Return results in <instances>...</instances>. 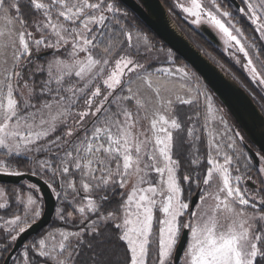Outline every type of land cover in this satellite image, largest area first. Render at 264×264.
<instances>
[{"label":"snow or ice","instance_id":"obj_1","mask_svg":"<svg viewBox=\"0 0 264 264\" xmlns=\"http://www.w3.org/2000/svg\"><path fill=\"white\" fill-rule=\"evenodd\" d=\"M242 3L237 11L264 41V0ZM29 6L35 15L25 20L20 0H0V18L5 21L0 28V150L10 158L0 160V174L22 175L10 170L11 158L45 153L49 158H36L38 171L32 174L51 172L73 196L69 202L73 211L58 209L60 218L71 222L74 212L81 221L95 217L80 231L48 233L32 244L31 250L46 258L36 264H74L84 232L93 234L89 248L111 242L105 235L109 223L125 245L127 264H264V196L241 184L247 177L232 175L234 157L221 149V141L209 132L210 167L203 174L179 172L176 152L185 143L182 134L194 137L196 128L182 127L172 115L174 104L192 105L203 95L212 120L224 123L195 74L186 66L149 71L136 58L149 41L138 36L133 43L131 32L117 50L114 27L120 25L116 15L120 9L115 0H29ZM176 6L193 24L213 29L237 63H241L237 54L242 53L246 58L242 67L264 86L260 50L233 22L232 12L222 10L218 0H177ZM41 53H48L43 62L38 59ZM133 77L156 98L151 114L141 90L131 86ZM153 77L178 84L190 98L176 94L174 100L164 99ZM88 117H94L87 121L91 127ZM81 128L83 135H76ZM198 139L187 142L195 148ZM227 147L235 149V140ZM198 162V156L192 159L193 164ZM234 171L239 173L240 168ZM259 172L264 173V166ZM183 182L203 186L197 203L190 200L192 190L186 192ZM4 194L0 189V196ZM113 202L116 207L105 214V204ZM41 214L38 198L29 195L23 213L5 221L11 240L31 228ZM185 230L190 238L178 253ZM20 264H33L27 247Z\"/></svg>","mask_w":264,"mask_h":264},{"label":"rangeland","instance_id":"obj_2","mask_svg":"<svg viewBox=\"0 0 264 264\" xmlns=\"http://www.w3.org/2000/svg\"><path fill=\"white\" fill-rule=\"evenodd\" d=\"M25 0H20L21 7H23L22 3H24ZM218 3L221 4L222 10H227L233 13V22L236 24L237 27L241 28L245 36L248 38L249 43L255 42L257 49L260 50V60H264V50L261 48L262 44L261 41L258 39V33L254 31V29L250 28L248 26V23H250L241 13H239L237 10H235V6L230 5L226 3L224 0H218ZM116 6L120 9V13H117V17L120 19V25L119 27L122 29L123 37L115 40L116 49L118 50L120 47L124 46L127 41V35L126 33L131 32L133 36V43H135V38L140 37L141 40L144 38H147L149 41L148 46H141L140 47V54L136 57L139 59L142 63L146 65L149 71H152L155 68H176L180 66H186V68L189 70L190 73H194L195 77L198 78L199 84L201 88L207 92V94L211 98V102L214 104V107L216 109H219V112L216 113L217 116L222 117L224 123L221 124L219 120L216 121L212 120L213 113H210L207 111L206 108V101L203 95L200 96L198 102H195L192 105H180V104H174L175 112L172 115L177 116L179 122L182 124L183 128H191L195 126L196 131L194 132V137L199 136V139L195 141V148L193 147L192 143H189L187 141H191L194 139V137H188L186 133H183V139L185 140V143L181 146H179V150L176 152V156L178 159H180L181 156H187L190 161L196 156L199 157V162L195 164L196 166H202L203 163H206V169L210 167V165L207 163V158L209 154V149L207 147V140L209 138V132H212L213 137L217 141H221V149L223 151L228 152L229 155H233L234 157V163L232 166V175L240 174L242 176L247 177L246 180L242 179L241 184L246 187L250 192L255 194L256 192H259L262 196H264V173L259 172V168L261 166H264V157L261 154H255V158L258 160L257 166L255 165L254 160L250 156L249 151L246 149L245 144V137L242 135V133L239 131L238 128L234 125L232 119L230 118L228 112L226 111V108H224L223 105L219 102V100L216 98V96L213 94V92L210 90V88L206 85V83L203 81V79L200 77V75L185 61H181L177 59L176 53L171 50L167 46L161 45V43L154 39V37L148 33V31L144 30L143 28H140L137 24L132 22L131 14L127 11V9L118 1L115 0ZM177 0H172L171 3V15L175 22L178 24V26H181L185 30H190L189 23L192 25L197 26L196 24L192 23V18L187 15V13L183 12L179 7L176 6ZM242 7H244V4L242 3ZM22 13L26 15L24 10L21 8ZM130 14V15H129ZM111 15V14H109ZM34 16V15H33ZM32 16V17H33ZM31 18V17H30ZM28 18L27 20H29ZM127 19H129V22H127ZM126 20V21H125ZM131 20V22H130ZM202 26V25H201ZM198 26V27H201ZM5 27V21L0 18V28ZM16 29H19V24L15 25ZM255 38V39H254ZM260 42V43H259ZM207 47L210 50V47L207 45ZM219 50L221 49V54H215V59L222 65L226 72L230 73L239 83L243 84L246 88H249L250 90L253 89L250 87L249 82L246 80L245 77H248L250 81L255 84L257 87H260L264 90V86L258 85L255 81L252 80V78L248 75L247 71L242 67V64L246 62V58L243 57V54H237V56L240 58L241 63L236 62V57H234L231 52L224 50V44L223 47H217ZM130 51H134L132 49H129ZM232 51H235L234 49ZM254 54V53H253ZM39 56L38 59L40 62H43L44 57L47 56ZM172 60L175 61V63H172ZM241 70V72L239 71ZM37 79H39V74L37 75ZM176 79H179V76L177 75ZM134 82L132 83L133 90L140 89L141 90V96L143 99V102L147 105V110L149 114L155 109L156 107V98L153 95V92L151 89L147 88L143 81L135 80L133 77ZM154 83L158 84L161 87V96L164 99L172 98L174 100V97L176 94L182 95L184 98H190V94L186 90L180 89L178 84H174L172 82H168L164 79L156 80L155 77H153ZM37 87H39V84H37ZM104 91L102 87V92ZM253 94L254 91L252 90ZM194 95V93L192 94ZM256 95V94H255ZM112 99L111 97L109 98ZM115 106V102H113V107ZM191 117V119H188ZM103 116L101 115V119ZM91 119H94V117H88L86 118L87 121H90ZM208 123L210 125L209 128L203 127L205 123ZM89 125V126H88ZM88 127H91L90 123H87ZM224 133H227L224 135ZM76 135H83V129L81 128L79 132L76 133ZM73 137L72 139H74ZM242 138V139H241ZM232 139L235 140V149L228 148V143L232 142ZM246 146V147H245ZM3 150H0V160H7L10 158L3 157L2 155ZM62 154V153H61ZM212 155L215 157V151H213ZM21 157H25L28 159H32L35 162L36 158L39 159H48L49 157L45 153H35L31 154L30 156L21 155ZM218 160L220 163H223V156L218 157ZM248 164V168L246 169L244 167L245 164ZM12 166V165H11ZM236 167L240 168V172L236 173L234 169ZM257 183L260 186V190L258 191L256 187H249V183ZM187 183V182H186ZM188 184V183H187ZM256 184V185H257ZM32 184L25 183L24 186H21L19 184H12V185H6L0 183V189H3L4 195L0 196V204H4V208H0V239H6L7 242H2L0 244V264L2 260V252L1 250L5 249L8 246V242L11 240V236L8 234L7 231V225H5L6 220H10L14 217L15 214H22L23 211L26 208L27 205V198L29 195H32L39 200L41 213H43L44 210V201L43 196L41 193H34V189H31L29 186ZM189 188L192 190V195L190 196V200L192 196L195 194L196 191L200 192L202 191V188H196L195 184L189 185ZM79 188V184L77 185ZM61 190H58L54 188L55 196L57 197V208L54 213V220L56 221V225L52 228H49L46 230L43 234H41L39 237H37L35 240L29 241L25 246L22 248L19 257L16 259V261L13 264H20V261L22 260L23 253L26 250V247L29 251V256L33 260V264H36V261H43L46 258L39 257L36 253H34L31 250V245L36 243L39 239L44 238L47 236L48 233H54L57 234L61 231H80L84 229L86 226L90 225L91 219H95V217L90 216L89 220L81 221L80 216L78 213L74 212V219H71V222H68L65 219L60 218V214H58V209L63 208L65 212L73 211V204L69 203L70 201H73V196L71 189H67L66 187H61ZM35 191H38L36 188ZM65 191L68 192V196L65 197L64 193ZM187 192V191H186ZM57 193H60L58 196ZM83 195V194H81ZM80 198L77 197L76 200H79ZM209 204H211V201H208ZM116 205L114 206V208ZM42 215V214H41ZM41 217V216H40ZM39 217V218H40ZM38 218V219H39ZM111 225V223H109ZM16 234V233H13ZM91 234L90 232H84L83 233V241L85 238ZM59 239V237L57 236ZM190 238V235H189ZM86 249V248H85ZM84 250L83 243L80 246L79 253L75 257L74 264H81V254ZM88 249L85 250L83 253H87ZM48 264H52V261H49Z\"/></svg>","mask_w":264,"mask_h":264},{"label":"water","instance_id":"obj_3","mask_svg":"<svg viewBox=\"0 0 264 264\" xmlns=\"http://www.w3.org/2000/svg\"><path fill=\"white\" fill-rule=\"evenodd\" d=\"M136 13L146 25L163 41L167 47L182 57L203 79L206 85L218 96L235 121L241 127L246 136L264 155V113L261 111L251 94L223 67L211 60L200 48H198L178 26L173 19L170 11L162 0H118ZM237 8L240 7L238 0H229ZM201 31L207 39L218 47H223V41L219 35L206 25L201 27L193 25ZM220 41L219 43L217 42ZM48 53H41L46 55ZM248 147V146H247ZM253 158L255 152L248 147ZM256 160V158H255ZM23 179H34L29 173L22 175H3L0 174V182L19 183ZM39 183L40 191L43 196L44 210L39 219L25 231L20 234L15 243L14 249L6 259L8 264L14 251L25 243L32 235L39 233L53 219L57 200L44 182L36 180ZM199 191L192 196L191 201L197 203L196 197ZM182 237L181 246L178 253L182 252L186 246L185 241L189 239V234Z\"/></svg>","mask_w":264,"mask_h":264},{"label":"trees","instance_id":"obj_4","mask_svg":"<svg viewBox=\"0 0 264 264\" xmlns=\"http://www.w3.org/2000/svg\"><path fill=\"white\" fill-rule=\"evenodd\" d=\"M120 2V1H119ZM162 2L165 4V6L168 8L169 11H171V3L172 0H162ZM126 9L127 11L131 14V18H132V22L137 24L140 28H143L144 30L148 31L149 34H151L154 39L158 40L161 45L163 46H167L163 41H161L156 34L146 25V23L136 14L134 13L130 8H128L127 6H125L122 2H120ZM23 7H21L26 13V15L23 14V18L25 20H27L28 18L32 17L33 15H35V13L33 12V10L31 9V7L29 6V0H25L24 3H22ZM236 10V7H234ZM129 14V15H130ZM126 21V20H125ZM127 22H129V19H127ZM131 22V20H130ZM248 26L252 29H254V26L251 23H248ZM110 28L113 27V25H109ZM184 32L185 34L189 37V39L198 47L200 48L211 60H213L216 64L222 66L216 59L215 56L213 55L215 54H221V49L219 50V48H217V45H214L213 43L210 42L209 39H207L205 36H203L200 31L198 29H196L192 24L189 23V27L191 29L190 30H185L183 29L181 26H179ZM114 37L115 40L116 39H121L124 38L123 37V32L122 29L119 26H115L114 27ZM258 39H259V35H258ZM207 45L210 47H207ZM262 47L264 50V42L262 43ZM214 52V53H213ZM177 59L181 60V61H185L182 57H180L179 55L175 54ZM241 72V70H239ZM246 80L249 82L250 87H252L253 89H249L246 88L243 84H241L253 97V99L255 100V102L257 103V105L259 106V108L261 109V111L264 113V90L261 89L260 87H257L255 84H253L250 79L248 77H245ZM211 90V89H210ZM252 90L254 91L253 94ZM212 91V90H211ZM213 92V91H212ZM213 94L216 96V98L219 100V102L221 103V105L225 107V105L222 103V101L218 98V96L213 92ZM226 111L228 112L230 118L232 119L234 125L236 126V128L239 129V131L242 133V135L245 137L247 142H250V139L246 136V134L243 132V130L241 129V127L238 125V123L235 121L234 117L230 114V112L228 111V109L226 108ZM89 126V125H88ZM252 144V143H251ZM253 145V144H252ZM14 162L11 164L12 166L10 167V170L15 169L17 171H20L21 173H29L31 174V176L34 178L32 180L30 179H23L21 180L19 183H14V182H0L2 184H6V185H14V184H19L21 186H24L25 183H29L32 185H36V188L38 189V191H35L34 189V193H41L40 191V187H39V183L36 180H40L42 182H44L46 185L49 186V188L51 189V191L53 192L54 196V188L61 190L62 188L59 186L58 183V177L54 178L51 175V172L45 174L42 171H39L38 174L33 175V172L38 171L35 162L32 159H28L25 157H13L11 158ZM180 168H179V172L180 174H184L187 173L189 175H191L194 171H199L202 174L205 172L206 170V163H203L202 166H196L195 164L192 163V161H190V159L185 155V156H181L180 159ZM203 178V177H201ZM183 186L185 188V190L187 191L189 189V186L186 182H183ZM42 194V193H41ZM56 200L57 197L55 196ZM119 196L114 197V200H118ZM58 204V201H57ZM115 203H111V204H105L104 208L102 209V211L105 212V214L107 213L108 210L110 209H114ZM57 208V205H56ZM57 223L54 220V218L52 219V221L45 227L43 228L39 233L32 235L25 243H23L20 247H18L14 253L11 255L8 264H13L16 259L19 257V254L22 250V248L25 246V244H27L29 241L31 240H35L37 237H39L41 234H43L46 230H48L49 228H52L53 226H55ZM109 231L105 234L106 237H110L111 238V242H103L102 246L100 247H95V248H89L88 247V241L92 239V233L89 234L85 240L83 241V248L84 250H82L83 252H85L86 249H88L87 253H81L79 254V256H81V264H93V262L95 261V264H127L128 262V254L125 248V245L123 244V242L119 241L117 239V235H116V230L112 229V226L109 224L108 225ZM20 235V234H19ZM18 235V237H19ZM17 239L15 241L10 240V242H8V246L1 250L2 252V262L1 264H5L6 259L9 257L10 253L12 252V250L14 249L15 243H16ZM4 242H7L6 239H0V244ZM97 242L93 241V244L95 245ZM86 248V249H85Z\"/></svg>","mask_w":264,"mask_h":264},{"label":"flooded vegetation","instance_id":"obj_5","mask_svg":"<svg viewBox=\"0 0 264 264\" xmlns=\"http://www.w3.org/2000/svg\"><path fill=\"white\" fill-rule=\"evenodd\" d=\"M226 3H228V4H230V5H233L229 0H224ZM239 2H240V7H242V0H238ZM234 6V5H233ZM236 7V6H235ZM238 8L236 7V10H237ZM200 33L203 35V36H205L201 31H200ZM206 37V36H205ZM211 42V41H210ZM217 42L219 43L220 41H218L217 40ZM212 43V42H211ZM260 43V42H259ZM263 42H261V44H262ZM215 45V44H214ZM261 48L263 49V47L261 46ZM252 143V142H251ZM250 142H247V141H245V144H246V146H248V147H250L251 149H253V151L255 152V154H261L263 157H264V155L261 153V151H259V149L258 148H256L255 147V145L253 144H251ZM245 146V147H246ZM248 147H246V149L248 150ZM249 151V150H248ZM250 153V152H249ZM250 156H251V154H250ZM252 157V156H251ZM252 159L254 160V162H255V165L257 166V162H258V160L256 159L255 160V158H253L252 157ZM258 167V166H257ZM257 183H249L248 185H249V187H251V188H253V187H256V189L258 190V191H262V190H260V186L257 184Z\"/></svg>","mask_w":264,"mask_h":264}]
</instances>
